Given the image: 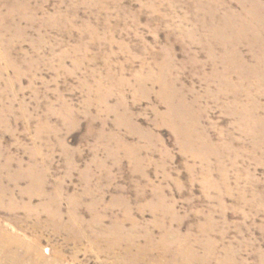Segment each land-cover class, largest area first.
Instances as JSON below:
<instances>
[{
  "label": "rangeland",
  "instance_id": "obj_1",
  "mask_svg": "<svg viewBox=\"0 0 264 264\" xmlns=\"http://www.w3.org/2000/svg\"><path fill=\"white\" fill-rule=\"evenodd\" d=\"M2 244L264 264V0H0Z\"/></svg>",
  "mask_w": 264,
  "mask_h": 264
},
{
  "label": "bare ground",
  "instance_id": "obj_2",
  "mask_svg": "<svg viewBox=\"0 0 264 264\" xmlns=\"http://www.w3.org/2000/svg\"><path fill=\"white\" fill-rule=\"evenodd\" d=\"M2 245H3V244H2ZM3 246H4V245H3ZM5 246H6V245H5ZM5 246L0 248V256L2 255V252H4V251H5V252L8 251V246H6V247H5ZM6 259H7V258H6ZM13 260H14V259H13Z\"/></svg>",
  "mask_w": 264,
  "mask_h": 264
}]
</instances>
